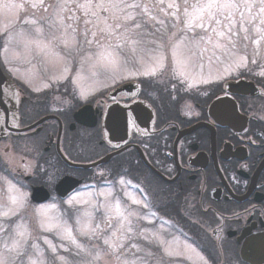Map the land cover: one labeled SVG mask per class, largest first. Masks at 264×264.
Segmentation results:
<instances>
[{"label": "flooded vegetation", "instance_id": "af4514ba", "mask_svg": "<svg viewBox=\"0 0 264 264\" xmlns=\"http://www.w3.org/2000/svg\"><path fill=\"white\" fill-rule=\"evenodd\" d=\"M245 71L224 81L243 78L256 88L246 85L226 91L224 81L191 91L154 85L138 93L129 89L114 100L98 93L64 112L44 109L37 98L23 100L29 103H22V126L46 115L60 118L59 146L69 160L89 163L113 155L107 164L92 170L69 168L56 154L59 123L48 120L24 135L61 170H55L59 175L55 182L40 179L44 184L31 185H44L51 192L65 175L88 183L101 179L100 171L102 181L113 179L112 184L119 182L123 187L134 179L143 184L154 209H171L175 221L191 225L201 252L214 258L215 264L220 258L223 264H264V76ZM214 100L219 103L209 110ZM142 101L154 111L151 134L131 133L123 144L116 139L105 141L101 128L105 108ZM85 105L95 118L92 127L73 118L74 111Z\"/></svg>", "mask_w": 264, "mask_h": 264}, {"label": "rangeland", "instance_id": "374dc122", "mask_svg": "<svg viewBox=\"0 0 264 264\" xmlns=\"http://www.w3.org/2000/svg\"><path fill=\"white\" fill-rule=\"evenodd\" d=\"M137 2L146 5L149 15L156 16L158 20H164L168 28L175 31L172 28L171 17H165L159 8L154 7L159 0H137ZM169 2L171 0H163V3H159V7L166 9ZM195 2L196 0H190V3ZM41 14L39 11L36 12L37 17ZM76 14L81 15V13ZM31 18V15L24 16L15 11L0 8V32L7 27L14 31H26L27 33L23 40L13 41L10 44L6 39L0 38V64L15 81L24 84L38 94L37 100L44 109L50 108L64 112L67 107L87 101L92 96H97V93H102L109 87L130 78L145 79L144 84L148 88L152 87L148 79H153L156 84L161 85L181 84L184 90H206L216 83L221 84L238 71H251L256 75L264 71V41H261L259 46L251 45L247 54L243 49L231 55L223 51L213 53L209 46V51L201 57L197 49L191 62L184 68L185 75H177V58L173 57L167 36L163 37V42L161 41L163 30L156 31L160 25L154 23L149 24L145 29L146 36L155 33L153 38L156 43L148 46L152 51L148 53L138 51L133 55L128 48L117 49L120 61L116 67H112L110 57L98 61L97 57L101 49L96 44L66 48L52 40V34L47 29L40 34L35 31V26L25 25L23 21ZM188 35L191 36L192 33ZM50 40L53 45L51 49L45 47ZM32 41H39L40 45ZM252 48H258L260 55H253ZM155 55L164 57L165 70L154 77L142 75L145 67L152 63V56ZM241 56L245 57L246 66L236 67ZM179 58L183 59L182 56ZM253 60L256 63H252ZM65 87H67L66 91ZM34 142L32 140L27 144V138H23L18 146L21 153L26 156L24 164L20 162L17 150L7 154L8 162L4 160L2 162L8 172L4 173L5 170L1 168L3 174L0 176V205H3L4 209L9 206L8 182L15 185L20 193L26 194L24 206L18 209L15 215L7 218L0 217V257L5 258L8 264H21V260L23 264H27L30 258L35 259L32 245H36L43 253L42 258L46 264H62V261L53 257L52 246H55V255L65 257L69 264H205L195 251L193 244L172 229L174 225L169 226L156 220V215L149 211V206L144 204L134 191L124 188L119 182L105 188L100 187L95 191L76 190L62 201L53 200L41 205L30 203L29 190L21 180L17 184L12 178L13 176L19 178L15 172L20 171L23 176L30 175L33 181L41 179L46 183H51L59 176L55 174V170H61L54 159H48L45 156L37 157ZM97 174L103 178L102 171ZM69 200L72 201L71 204L68 203ZM117 202L120 203L122 213L120 216H117L114 210ZM52 204L56 207L49 208L48 206ZM101 205H106L112 211H107ZM41 210L46 211L47 216L40 215ZM85 212L91 213V227L94 228L97 223L100 224V229L97 230L99 238L82 236L77 231L83 223L89 221V217L84 215ZM106 216L112 218L111 229L106 227ZM48 218H51L52 223H66L72 229L77 243L91 251L93 255L99 251L102 259L95 261L93 256L79 253V249L68 239H61L58 233H62V229L44 231L40 224L42 220ZM78 218L81 220V225L77 224ZM128 220L131 221L130 227L133 230L132 239L118 241L127 246L117 249L115 254L105 256L104 252L107 249L104 239L111 238L112 241L117 242L120 236L118 231L120 222L127 224ZM18 226H23V229L27 230L26 239L18 234ZM114 232L115 236L112 235ZM124 235L127 237L129 234ZM14 240L21 244L19 251L22 257L9 251ZM149 240L152 241L151 244L148 243ZM133 243L142 250L138 251L137 248L131 247ZM25 252L29 255H23Z\"/></svg>", "mask_w": 264, "mask_h": 264}, {"label": "snow or ice", "instance_id": "6c2138e0", "mask_svg": "<svg viewBox=\"0 0 264 264\" xmlns=\"http://www.w3.org/2000/svg\"><path fill=\"white\" fill-rule=\"evenodd\" d=\"M163 3V0H159ZM159 3L154 7L159 8L165 17H171L172 29L164 20H158L156 16L148 14L146 5H142L137 0H0V8L8 11H15L17 14L24 16L31 15V19H25V25L35 26L37 33L43 34L45 29L52 34V40L71 48L76 45H93L96 44L100 49L98 61L102 58H111L110 64L116 67L120 61V55L117 49L128 48L133 55L138 51L148 53L152 51L148 46L156 43L155 33L146 36L145 29L149 24H159L160 28L156 31H162L161 41L167 36L172 54L176 59V74L184 76V68L187 66L192 57L199 50L201 57L209 51V46L213 53L223 51L226 54H233L241 49L247 54L251 45L259 46L264 41V0H196L190 3V0H171L167 3V7H159ZM171 10V11H170ZM42 13L39 17L36 12ZM76 13H81L77 15ZM146 17V19H145ZM257 22H259L257 24ZM188 33H192L191 36ZM27 35L26 31H14L5 28L0 32V38L6 39L8 43L23 40ZM40 45L39 41H32ZM45 47L51 49L53 47L50 40ZM253 55H260L258 48H252ZM183 57L180 59L179 57ZM252 63H256L255 60ZM246 66L244 56L240 57L236 67ZM165 70L164 57L162 55L152 56V63L145 67L142 75L154 77L157 73ZM264 76V71L259 73ZM47 87V85H45ZM7 191L9 193V206L4 209L0 205V217H10L16 214L17 210L22 208L25 203L26 194L20 193L15 185L8 182ZM103 195V193H101ZM74 199V198H73ZM72 203L71 200L68 201ZM105 207L107 211L111 208ZM49 208H55L52 204ZM117 216L122 215L120 212V203L114 205ZM40 215L47 216V212L41 210ZM85 216L89 217V221L81 225V220L77 219V224L81 225L77 231L82 236H97V230L100 224L91 227V213L85 212ZM131 215V213H129ZM127 219V218H125ZM106 227L112 228V218L106 216ZM131 221L127 224L120 222V236L117 242L111 238L104 239L106 251L104 255L115 254L117 249H123L127 246L125 243L118 241L131 240L132 228ZM40 227L44 231H52L53 229H62L61 239H68L72 245L79 249V253L93 256V260L99 261L102 255L97 251L94 255L91 251L86 250L77 243L72 229L67 224L59 222L52 223L51 218L42 220ZM128 233L126 237L124 234ZM18 234L27 238V230L23 226H18ZM113 236L116 235L114 232ZM47 243V241H46ZM152 243L151 240L148 241ZM34 249L33 255L35 259H29L27 264H46L42 258L43 253L36 245H32ZM131 247L139 249L137 244H131ZM21 244L19 241H13L9 251L15 252L18 257H22L19 249ZM67 251V250H66ZM51 252L55 259L62 261V264H69L63 256H56L55 246L51 247ZM78 253V254H79ZM23 255H29L27 252ZM151 255V253H148ZM118 258V257H117ZM0 264H8L7 260L0 257ZM23 264V260H21Z\"/></svg>", "mask_w": 264, "mask_h": 264}, {"label": "water", "instance_id": "95a60500", "mask_svg": "<svg viewBox=\"0 0 264 264\" xmlns=\"http://www.w3.org/2000/svg\"><path fill=\"white\" fill-rule=\"evenodd\" d=\"M256 86L253 83L247 82L244 79H239L236 81H228L225 83V89H237L242 86ZM139 87L138 83L135 82H126L116 88H114L109 93V99H115L116 96L125 93L129 88ZM24 100L23 97H20L19 90L10 79V77L2 70L0 66V141L5 140L9 135H22L25 132H31V130L37 128L39 124L46 122L48 120L54 119L57 122H60L59 118L54 115H46L36 122L30 123L24 127H19V108L21 102ZM214 102L211 103L210 107H214ZM135 103H130L127 105L120 104H111L108 105L103 113L102 118V131L103 137L105 140L109 141L111 139L119 140L123 142L128 136L130 131H134L136 134H140L141 130L145 128L143 125L146 122H150L153 119V113L151 111L149 118L147 114L142 112V108H137ZM148 107V106H146ZM90 106H84L78 111L73 113V118L80 124L85 126L92 127L95 123L94 115L89 111ZM89 111V112H88ZM152 115V116H151ZM88 117L87 120L84 117ZM151 125V124H150ZM59 130L57 133L56 139V150L57 155L66 162L69 166L74 168L90 169L92 167L98 166L100 164L106 163L111 158V155L108 154L98 161L89 163V164H74L67 161L63 156L60 148L58 146L59 135L61 130V125L59 123ZM147 126V125H146ZM79 181L64 177L62 178L55 186V190L58 194L64 196L70 192L73 188L77 186ZM48 193L42 187H35L31 191V199L36 202L43 201L47 199ZM251 264H253L251 262Z\"/></svg>", "mask_w": 264, "mask_h": 264}, {"label": "trees", "instance_id": "16d2710c", "mask_svg": "<svg viewBox=\"0 0 264 264\" xmlns=\"http://www.w3.org/2000/svg\"><path fill=\"white\" fill-rule=\"evenodd\" d=\"M2 162H3V159L1 158V156H0V171H1V168H3L5 171H4V173L7 171L6 170V168L3 166V164H2ZM8 172V171H7ZM10 173V172H9Z\"/></svg>", "mask_w": 264, "mask_h": 264}, {"label": "bare ground", "instance_id": "6f19581e", "mask_svg": "<svg viewBox=\"0 0 264 264\" xmlns=\"http://www.w3.org/2000/svg\"><path fill=\"white\" fill-rule=\"evenodd\" d=\"M138 104L136 103V106H137ZM138 108V107H137ZM60 137H61V135H59V140H60ZM57 139V138H56Z\"/></svg>", "mask_w": 264, "mask_h": 264}]
</instances>
